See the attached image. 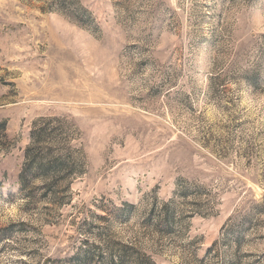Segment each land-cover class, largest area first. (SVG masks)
Masks as SVG:
<instances>
[{"label": "rangeland", "instance_id": "1", "mask_svg": "<svg viewBox=\"0 0 264 264\" xmlns=\"http://www.w3.org/2000/svg\"><path fill=\"white\" fill-rule=\"evenodd\" d=\"M0 120V264H264V0H0Z\"/></svg>", "mask_w": 264, "mask_h": 264}, {"label": "trees", "instance_id": "2", "mask_svg": "<svg viewBox=\"0 0 264 264\" xmlns=\"http://www.w3.org/2000/svg\"><path fill=\"white\" fill-rule=\"evenodd\" d=\"M8 128H7V122L6 121H2L0 120V153L3 152L4 150H6L9 147V138H8ZM30 150H29V156H30ZM41 171L43 173H49V171L53 174H58L57 176L60 175H68L70 168L67 164L64 163V161L60 159L54 161V162H49L44 166H41ZM25 176H23L22 178L24 179ZM22 179V182L24 184V180ZM0 185H1V181H0ZM1 232H6V230H1ZM94 248V247H93ZM97 249H99L98 247H96ZM95 248V249H96ZM93 249L91 250V248L89 247V251L85 252V255L79 259V264H92L93 263V258L94 256H100L102 257V255L100 254L99 250H96L97 254H92ZM112 263H115L114 261Z\"/></svg>", "mask_w": 264, "mask_h": 264}]
</instances>
